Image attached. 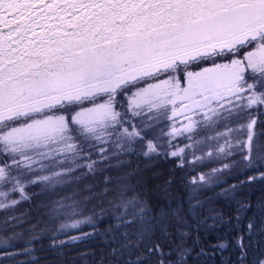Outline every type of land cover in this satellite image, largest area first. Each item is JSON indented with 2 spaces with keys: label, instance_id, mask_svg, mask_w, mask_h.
<instances>
[{
  "label": "snow or ice",
  "instance_id": "1",
  "mask_svg": "<svg viewBox=\"0 0 264 264\" xmlns=\"http://www.w3.org/2000/svg\"><path fill=\"white\" fill-rule=\"evenodd\" d=\"M21 201L0 264H264V0H0V210Z\"/></svg>",
  "mask_w": 264,
  "mask_h": 264
},
{
  "label": "trees",
  "instance_id": "2",
  "mask_svg": "<svg viewBox=\"0 0 264 264\" xmlns=\"http://www.w3.org/2000/svg\"><path fill=\"white\" fill-rule=\"evenodd\" d=\"M95 103L96 104H102L103 100L98 98L95 101ZM84 107H91V104L85 102ZM186 143H188V141H186ZM131 159H132L133 166L139 165L141 168H143L146 164L149 163V161H147L143 158L132 157ZM151 163H154L157 166V168H159L160 170L167 172V171H170L173 169V166L176 163V161L174 159H165V158L161 157L158 160L151 161ZM214 167H216V166L213 165L211 168H214ZM206 169L207 168H198L197 172L203 173V172H205L204 170H206ZM197 172H192L189 178H191V176H196ZM29 205H31V204H29ZM22 207H24V208L23 209L21 208L22 210L20 209L21 211H18L16 213V215L27 212L31 208V206H30L29 209H27V208L25 209V205ZM0 212H3V211H0ZM85 215L86 216L90 215V213H85ZM2 218H4V216H3V214L0 213V219H2ZM83 231L87 232V231H90V229L88 227H83ZM72 234H75V233H72Z\"/></svg>",
  "mask_w": 264,
  "mask_h": 264
},
{
  "label": "rangeland",
  "instance_id": "3",
  "mask_svg": "<svg viewBox=\"0 0 264 264\" xmlns=\"http://www.w3.org/2000/svg\"><path fill=\"white\" fill-rule=\"evenodd\" d=\"M162 79V78H161ZM148 83H153V81H149ZM172 115V112H171V109H169V116H171ZM176 118H178V117H175V119ZM179 118H180V116H179ZM179 118H178V121L179 122H176L175 121V126H177V124H182V125H184L186 122V119H183L182 121H180L179 120ZM181 122V123H180ZM181 125V126H182ZM179 128V127H178ZM210 134V133H209ZM203 135H205L204 133H201L199 136H193V140H198V139H202V137H203ZM184 143H186V141H184ZM183 144H181V147H183L182 146ZM196 155L197 156H199V155H201V153H199V152H197L196 153ZM205 163L208 165L207 166V169L206 170H204L205 172L208 170V169H210L213 165H215L216 167H218V165L217 164H215V163H211V162H209L207 159L205 160ZM36 191V189H34V188H25V194L27 195V194H31L32 192H35ZM10 199H12V200H20L21 199V197H20V195H19V193H17L16 195H13V196H11L10 197ZM6 203V202H5ZM30 203H26V202H23V201H21V203L18 205V207H16L15 208V210L13 211V212H10V213H5L3 210H0V211H3V212H0L1 214H3V216H4V218L7 216V215H16V213L18 212V211H21L24 207H22V206H24L25 205V209L27 208V209H29V207L30 206H32V205H29ZM22 208V209H21ZM21 209V210H20ZM4 218H2V219H4Z\"/></svg>",
  "mask_w": 264,
  "mask_h": 264
},
{
  "label": "flooded vegetation",
  "instance_id": "4",
  "mask_svg": "<svg viewBox=\"0 0 264 264\" xmlns=\"http://www.w3.org/2000/svg\"><path fill=\"white\" fill-rule=\"evenodd\" d=\"M178 111H180V110H178Z\"/></svg>",
  "mask_w": 264,
  "mask_h": 264
}]
</instances>
